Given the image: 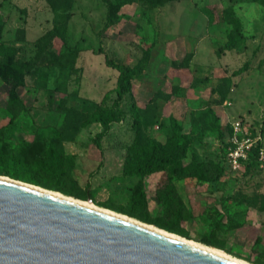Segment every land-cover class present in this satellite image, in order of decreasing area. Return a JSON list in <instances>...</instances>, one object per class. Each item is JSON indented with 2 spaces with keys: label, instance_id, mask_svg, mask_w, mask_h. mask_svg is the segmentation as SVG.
I'll return each mask as SVG.
<instances>
[{
  "label": "rangeland",
  "instance_id": "374dc122",
  "mask_svg": "<svg viewBox=\"0 0 264 264\" xmlns=\"http://www.w3.org/2000/svg\"><path fill=\"white\" fill-rule=\"evenodd\" d=\"M62 1L71 6L68 41L81 50L78 72L64 81V91L50 89L36 73L48 62L36 58L37 41L55 22L47 0H0L3 41L16 47L17 61L34 66L23 74L25 86L19 88L28 114L14 126L7 113L9 85L0 68V131H8L14 144L48 143L58 135L64 100L78 125L73 139L64 143L69 161L52 172L39 171L36 179L76 198L90 188L99 206L173 227L199 242L210 236L219 248L264 264V167L244 175L243 169L224 167L231 121L241 118L251 132L264 136V6L252 0H173L154 7L132 0L122 6L120 21L101 36L108 14L104 0ZM228 10L242 21V40L239 47L222 51L238 37ZM61 44L56 38L51 49L59 52ZM148 50V67L134 77L132 93L121 102L124 119L98 136L103 125L89 122L87 115L117 99L119 71L107 60L136 67L147 61ZM187 52L193 53L190 65L173 67L172 61L183 60ZM133 105L143 117L142 141L166 143L170 119L176 117L190 137L184 167L191 171L198 163L204 174L178 177L165 169L125 176L127 149L137 136ZM170 178L177 194L165 204L162 190Z\"/></svg>",
  "mask_w": 264,
  "mask_h": 264
},
{
  "label": "trees",
  "instance_id": "16d2710c",
  "mask_svg": "<svg viewBox=\"0 0 264 264\" xmlns=\"http://www.w3.org/2000/svg\"><path fill=\"white\" fill-rule=\"evenodd\" d=\"M108 6L107 22L105 26L99 32L101 36H105V33L113 26H115L121 18L119 14L122 6L132 0H104ZM154 7L163 5L167 1L173 0H145ZM258 2L264 6V0H252ZM52 11L55 13V22L52 29L42 35L38 41V53L36 58L45 57L48 62L41 67L37 68L36 73L44 76V82L50 89L64 91L66 86L64 81L69 79L73 74L78 72L76 66L77 60L80 55V48L70 45L67 34L69 28V22L71 19V6L68 1L62 0H47ZM227 19L232 24L233 29L238 36L237 38H230L228 42L222 47L224 50H233L240 46L242 40V21L235 14L233 10L227 11ZM5 24L0 21V68L4 79L9 85L8 95L9 101L7 106V113L11 116L12 126L16 125L19 119L28 114V109L23 101L19 88L25 86V79L23 74L33 69V64L29 62H19L15 59L16 47L14 45H6L3 41V30ZM58 38L62 41L60 51L57 52L51 49L52 43ZM102 52V50H101ZM147 61L142 62L136 67H132L126 64L116 63L107 60L109 66L119 71V77L117 80V99L113 106H104L96 109L92 113L87 115L88 121L92 123H100L103 125L104 130L99 133L98 136H103L111 129L113 122H120L125 117V110L121 107V102L125 97L133 91V80L143 69L148 67V59L150 58V51H146ZM193 53L187 52L183 60H173V67L186 68L190 65ZM8 67V69H7ZM246 67L241 69L243 71ZM160 92V91H159ZM158 92V93H159ZM65 100L59 104V111L62 116V121L58 128V135L49 140L46 143L45 139L42 141L27 142L20 140L18 144H14V138L8 133V131H0V175L9 176L11 178L32 183L42 186V183L36 179V174L44 170L62 168L69 157L64 150V143L71 141L74 134L77 132L78 125L74 116L68 114L65 109ZM132 111L134 115V124L137 131V136L134 142L128 147L124 162V175L129 177L144 176L152 172L159 170L170 169L171 172L178 177L185 174H194L202 176L204 174L203 168L198 165L193 166L192 170L184 167L185 156L187 148L190 144V137L187 132L184 131L183 126L179 120L172 116L171 123V135L166 143H161L155 138H148L142 141L140 137L142 120L141 110L138 106L133 105ZM64 115V116H63ZM228 138L232 135L231 123L225 133ZM230 141L227 143V150L225 154V165L227 169V156L230 146ZM262 144L256 146L249 158L243 161L244 174H249L255 166L260 165L258 159L259 147ZM189 167V166H188ZM238 172V171H235ZM235 172H233L235 174ZM240 173V172H238ZM212 178V177H211ZM215 179V178H212ZM140 180L138 183L137 193L139 197L144 194V188ZM45 187V186H42ZM47 188V187H45ZM56 191L64 192L63 189L58 187L48 188ZM173 194H177L175 185L171 178L168 184L162 190V197L165 204H169L170 198ZM79 199L88 200L93 199L92 190L89 188L85 195H78ZM135 217V215L130 214ZM147 223L155 224L161 228L167 229L171 232L178 233L182 236H187L173 227L162 225L160 223L148 220H142ZM202 243L207 245L216 246L212 241V238L204 237L201 240ZM218 247V246H216ZM254 263V262H253ZM260 264V263H255Z\"/></svg>",
  "mask_w": 264,
  "mask_h": 264
},
{
  "label": "water",
  "instance_id": "95a60500",
  "mask_svg": "<svg viewBox=\"0 0 264 264\" xmlns=\"http://www.w3.org/2000/svg\"><path fill=\"white\" fill-rule=\"evenodd\" d=\"M0 264L244 263L49 190L0 178Z\"/></svg>",
  "mask_w": 264,
  "mask_h": 264
},
{
  "label": "built area",
  "instance_id": "2783aa9c",
  "mask_svg": "<svg viewBox=\"0 0 264 264\" xmlns=\"http://www.w3.org/2000/svg\"><path fill=\"white\" fill-rule=\"evenodd\" d=\"M232 126V135L230 137V146L228 150L227 163L231 170H244L243 161H246L252 150L259 147L258 159L261 166L264 167V136L260 131L251 132L243 119L239 118L230 122Z\"/></svg>",
  "mask_w": 264,
  "mask_h": 264
},
{
  "label": "bare ground",
  "instance_id": "6f19581e",
  "mask_svg": "<svg viewBox=\"0 0 264 264\" xmlns=\"http://www.w3.org/2000/svg\"><path fill=\"white\" fill-rule=\"evenodd\" d=\"M0 178L6 179V180H15V181H17V182H19V183H22V184L31 185V186H36V187H40V188H43V189L49 190V191H51V192H54V193H57V194L63 195V196H65V197H68V198L74 199V200H76V201H79V202L85 203V204H87V205H90V206L96 207V208H98V209H101V210L107 211V212H109V213H112V214L118 215V216H120V217H123V218L129 219V220H131V221H134V222L140 223V224H142V225H145V226H148V227L154 228V229H156V230H159V231L165 232V233H167V234H170V235L176 236V237H178V238H181V239L187 240V241H189V242H192V243L198 244V245H200V246H203V247L209 248V249H211V250L217 251V252H219V253H221V254H224V255H226V256H228V257H230V258H233V259H235V260H237V261H239V262H242V263H244V264H255V263L250 262V261H248V260H246V259H243V258H240V257H238V256H235V255H233V254H231V253H229V252H227V251H225V250H223V249H221V248H219V247L211 246V245H207V244H205V243H202V242L196 241V240H194V239L186 238V237H184V236H182V235H180V234H178V233L171 232V231H169V230H167V229H164V228H161V227H159V226H157V225H155V224L147 223V222H144V221H142V220H139V219H137V218H135V217H132V216H130V215H127V214H124V213H120V212H116V211H114V210H112V209H109V208H105V207L99 206V205L95 204L94 201H93V202H90V201H88V200L79 199V198H76V197H73V196H70V195L64 194L63 192H60V191H56V190H53V189H48V188H45V187H42V186H39V185H35V184L28 183V182H25V181L17 180V179L11 178V177H9V176L0 175Z\"/></svg>",
  "mask_w": 264,
  "mask_h": 264
}]
</instances>
